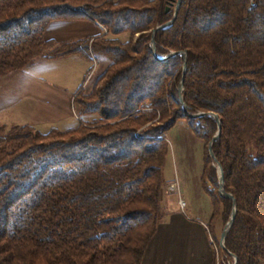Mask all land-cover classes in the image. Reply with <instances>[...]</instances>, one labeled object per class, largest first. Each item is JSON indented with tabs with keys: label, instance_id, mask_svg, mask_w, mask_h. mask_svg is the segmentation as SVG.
<instances>
[{
	"label": "trees",
	"instance_id": "obj_1",
	"mask_svg": "<svg viewBox=\"0 0 264 264\" xmlns=\"http://www.w3.org/2000/svg\"><path fill=\"white\" fill-rule=\"evenodd\" d=\"M177 1L0 0V78L37 59L109 61L73 95L79 115L97 119L46 133L0 124V264H142L163 222L165 135L178 122L204 143L202 189L211 219L221 211L226 223L232 200L218 191L208 113L221 122L212 151L236 204L223 253L264 264V0H181L154 36L155 57L152 32ZM77 19L106 32L44 40L51 22Z\"/></svg>",
	"mask_w": 264,
	"mask_h": 264
},
{
	"label": "crops",
	"instance_id": "obj_2",
	"mask_svg": "<svg viewBox=\"0 0 264 264\" xmlns=\"http://www.w3.org/2000/svg\"><path fill=\"white\" fill-rule=\"evenodd\" d=\"M102 28L87 19L54 21L47 26L43 38L58 44L71 42L101 36ZM89 66L88 61L79 55L56 60L37 59L23 73L0 78V118L6 112L17 110L15 120L21 121L23 118L19 116L24 115L28 117L29 126H62L70 118L69 103L80 88ZM197 194V202L200 201L202 209L195 207L192 198L189 201V195V205H186L194 215L208 221L211 203L201 184ZM195 220L170 209L149 242L142 264H214L208 230L203 222ZM173 221L175 223H171Z\"/></svg>",
	"mask_w": 264,
	"mask_h": 264
},
{
	"label": "rangeland",
	"instance_id": "obj_3",
	"mask_svg": "<svg viewBox=\"0 0 264 264\" xmlns=\"http://www.w3.org/2000/svg\"><path fill=\"white\" fill-rule=\"evenodd\" d=\"M102 29V35H104L106 31L104 28ZM117 39L121 41H126L128 39V35H119L117 36ZM89 43H91V40ZM89 54V60H86V62L88 61L90 66L80 86V89L86 93H89L92 90V88L96 84L97 79L101 76V74L109 65V61L106 60L104 57L94 55L93 53H91V51ZM91 55L94 57V62L91 60ZM24 71L25 70L21 72L23 73ZM69 109L70 118L66 120V123H64L62 126H56V128L61 131L72 130L76 128L77 125L82 121L90 122L97 119L94 118L95 116H80L78 107L73 104V97L71 99V102L69 103ZM15 112H17V110L2 114L3 119L0 118V124H3L7 127L13 125H30L28 117H23L24 115L20 114L19 118H23L21 121L15 120V118H17L14 117V115H16ZM51 126L53 125H43L33 128L39 130L42 133H46L51 128ZM165 140L168 146V151L163 168L164 183L162 186V201L164 202L161 206L162 218L160 220L164 221L165 217L167 216V213H169V210L173 209V211L176 210L180 212L186 218H191L192 220H195L194 218H196L195 221L203 222L204 226L208 230L207 236L211 242V246L213 249L214 264H233V257L227 258L224 255L223 250L219 246L220 236L228 222L227 221L226 223H223V220L221 218V211L215 218H213V220L210 217V219L206 221L199 215H194L190 211L188 206L189 195V201L192 198L193 203H195V207L198 209H202L200 201L199 203L197 202V200L199 199L197 192L201 184L200 177L202 174L204 143L197 139L187 128V126H185V124L182 122L177 123L172 129L167 132V134L165 135ZM200 143H202V149H200ZM213 165L216 168L214 161ZM164 173H166L165 176ZM182 204L184 205L182 206ZM171 223L175 222L173 221Z\"/></svg>",
	"mask_w": 264,
	"mask_h": 264
},
{
	"label": "water",
	"instance_id": "obj_4",
	"mask_svg": "<svg viewBox=\"0 0 264 264\" xmlns=\"http://www.w3.org/2000/svg\"><path fill=\"white\" fill-rule=\"evenodd\" d=\"M180 1L181 0H178L177 1V6L175 8V12H174V15H173V18L171 21H169L168 23H165L161 26H158L153 32H152V35H151V41H150V46H151V51H152V54L156 57V53H155V47H154V36L156 34L157 31H160V30H164L166 29L167 27L171 26L175 17H176V13H177V10H178V6L180 4ZM167 10V9H166ZM175 55L174 52L170 53L169 55L165 56V57H162L161 59H166L170 56H173ZM180 55L183 57V60L185 61L186 60V53L185 52H181ZM184 71H185V66H183V75H184ZM183 79H181V81L179 82V85H178V94H179V102L182 106V109L183 110H186V107L184 105V102H183V97H182V91H183ZM205 114L204 113H197V114H194V115H189L190 118H199V117H202L204 116ZM207 116L211 117L216 125H217V132L215 134V136L213 137L212 141L209 143L208 145V153H209V156L210 158L214 161L215 163V166L217 168V174H218V186H219V194L223 197V198H226V199H230L232 200V211H231V214L229 216V219H228V222L225 226V229L224 231L222 232L221 236H220V241H219V246L222 250H225V246H224V241H225V238H226V235L229 231V228L231 227L232 225V222H233V219L235 217V209H236V204H235V201L233 200L232 196L230 194H227L224 192V189H223V173H222V170L219 166V164L217 163V161L215 160L214 158V155H213V151H212V143L214 141H216L218 138H219V135H220V129H221V122L218 118L217 115L213 114V113H208ZM234 259V263L233 264H236V258L233 257Z\"/></svg>",
	"mask_w": 264,
	"mask_h": 264
},
{
	"label": "built area",
	"instance_id": "obj_5",
	"mask_svg": "<svg viewBox=\"0 0 264 264\" xmlns=\"http://www.w3.org/2000/svg\"><path fill=\"white\" fill-rule=\"evenodd\" d=\"M91 60L94 62L95 60H94V57L91 55ZM184 204H182V206H183ZM182 206H181V208H182Z\"/></svg>",
	"mask_w": 264,
	"mask_h": 264
}]
</instances>
